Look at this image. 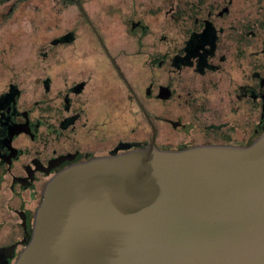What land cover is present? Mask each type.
Here are the masks:
<instances>
[{"label":"flooded vegetation","instance_id":"obj_1","mask_svg":"<svg viewBox=\"0 0 264 264\" xmlns=\"http://www.w3.org/2000/svg\"><path fill=\"white\" fill-rule=\"evenodd\" d=\"M77 1L83 21L0 74V264L15 262L45 184L69 163L264 133V0H151L132 8L115 47Z\"/></svg>","mask_w":264,"mask_h":264},{"label":"water","instance_id":"obj_2","mask_svg":"<svg viewBox=\"0 0 264 264\" xmlns=\"http://www.w3.org/2000/svg\"><path fill=\"white\" fill-rule=\"evenodd\" d=\"M13 264H264V133L61 167Z\"/></svg>","mask_w":264,"mask_h":264},{"label":"rangeland","instance_id":"obj_3","mask_svg":"<svg viewBox=\"0 0 264 264\" xmlns=\"http://www.w3.org/2000/svg\"><path fill=\"white\" fill-rule=\"evenodd\" d=\"M11 3L0 5V74L9 76L20 73L24 69V61L36 58L35 54L41 44L48 42L49 36L59 30H67L75 26L74 22L83 21L78 7L73 3H62V0H27L23 4L7 14ZM151 0H82V6L86 13L97 21L104 29L112 47H115L126 30L125 21L132 14V8L136 12L150 9ZM148 18V17H147ZM152 17H150L151 19ZM157 28L164 26L162 17L158 16ZM78 44L93 45L91 41L86 43L82 30L78 31ZM82 38V39H81ZM78 45V46H79ZM80 51H81V46ZM42 49V47H39ZM78 50L79 53H82ZM132 67L135 60H130ZM163 108L159 105L153 108L160 113ZM125 109L124 124L133 126L134 120ZM172 140H177L181 135L168 134Z\"/></svg>","mask_w":264,"mask_h":264},{"label":"trees","instance_id":"obj_4","mask_svg":"<svg viewBox=\"0 0 264 264\" xmlns=\"http://www.w3.org/2000/svg\"><path fill=\"white\" fill-rule=\"evenodd\" d=\"M25 1H27V0H0V5L3 3H6V2H10L11 5H10L8 12H7V14H10L18 6V4H23ZM62 2L65 4H67V3H73L74 4V0H62Z\"/></svg>","mask_w":264,"mask_h":264}]
</instances>
